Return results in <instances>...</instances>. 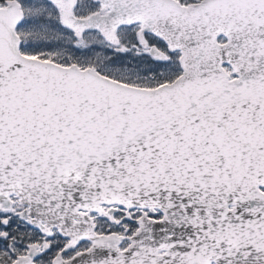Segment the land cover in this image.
Here are the masks:
<instances>
[{
  "label": "snow or ice",
  "instance_id": "snow-or-ice-1",
  "mask_svg": "<svg viewBox=\"0 0 264 264\" xmlns=\"http://www.w3.org/2000/svg\"><path fill=\"white\" fill-rule=\"evenodd\" d=\"M0 264H264V0H0Z\"/></svg>",
  "mask_w": 264,
  "mask_h": 264
}]
</instances>
